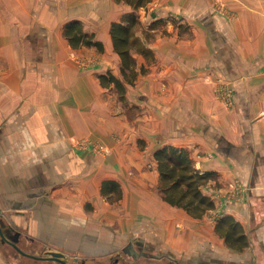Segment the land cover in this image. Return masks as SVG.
<instances>
[{
  "label": "crops",
  "instance_id": "crops-1",
  "mask_svg": "<svg viewBox=\"0 0 264 264\" xmlns=\"http://www.w3.org/2000/svg\"><path fill=\"white\" fill-rule=\"evenodd\" d=\"M133 10L124 0H0V264L34 259L38 243L94 250L138 235L185 258L222 215L241 222L246 252L264 262V0L139 7L129 83L111 26ZM77 20L92 45L66 35ZM109 74L126 100L102 82ZM164 145L212 174L203 190L216 208L203 219L161 197L154 153ZM137 222L154 225L124 239ZM207 246L187 258L246 253L225 239Z\"/></svg>",
  "mask_w": 264,
  "mask_h": 264
},
{
  "label": "trees",
  "instance_id": "trees-1",
  "mask_svg": "<svg viewBox=\"0 0 264 264\" xmlns=\"http://www.w3.org/2000/svg\"><path fill=\"white\" fill-rule=\"evenodd\" d=\"M124 1L133 6L134 10L123 14L120 21L112 24L111 35L114 50L121 57L122 77L125 81L133 83L137 78L136 62L131 52L138 43V38L134 34V28L139 22L136 10L151 0ZM66 35L74 46H78L81 41L87 45H92L94 42L92 38H83L85 36L83 26L78 20L67 24ZM138 52H142L141 45L138 47ZM102 82L107 85L115 84L121 99L126 100L124 97L126 86L119 78L109 74L102 77ZM154 157L158 162L160 176L158 189L168 204L184 209L196 219H202L208 211L216 208L212 197L203 190V186L212 174L203 173L195 167L190 151L174 145H164L155 151ZM217 221L216 232L225 239L231 249L244 252L250 247V238L239 220H235L230 215H222Z\"/></svg>",
  "mask_w": 264,
  "mask_h": 264
},
{
  "label": "flooded vegetation",
  "instance_id": "flooded-vegetation-1",
  "mask_svg": "<svg viewBox=\"0 0 264 264\" xmlns=\"http://www.w3.org/2000/svg\"><path fill=\"white\" fill-rule=\"evenodd\" d=\"M131 240L128 241L131 244L124 243L122 247L106 246L94 250L84 249L76 243H38L40 252L33 256L35 260H45L50 264H146L148 259L155 261L149 264H182L161 254L156 248L149 247V238L138 235ZM100 251L105 252L99 253Z\"/></svg>",
  "mask_w": 264,
  "mask_h": 264
},
{
  "label": "rangeland",
  "instance_id": "rangeland-1",
  "mask_svg": "<svg viewBox=\"0 0 264 264\" xmlns=\"http://www.w3.org/2000/svg\"><path fill=\"white\" fill-rule=\"evenodd\" d=\"M119 93V92H118ZM125 97V96H124ZM130 113V111L128 110V114ZM100 151H102V149L100 148ZM108 150L106 149L105 150V152H107ZM160 194H161V197L163 198V195H162V192L160 191ZM120 198H122V197H120L119 195H117L116 197H115V199H116V201H119L120 200ZM114 202H115V200H113ZM172 211H174V212H176V213H178L179 215H182L183 213V211L181 210V208H175V209H171ZM176 210V211H175ZM203 219V218H202ZM152 225H154V223H150V222H144V223H140V222H137L135 225H133L132 227H129V229H130V231L129 232H127V233H125V235L127 236L126 238H124V239H127V240H129V238L132 236V235H135L136 233L138 234V231L137 230H140V229H143V228H150V227H152ZM195 226H196V228L197 229H203V228H205V227H202V222H196L195 221ZM215 229L216 228H214L212 231H213V236H214V238H210V239H208L209 241H207V243H209V246H207V248H209V247H211V246H217V244H219L221 241H223L224 239H223V237L222 238H220V236H218V234L216 233H214L215 232ZM126 231V230H125ZM135 231H137L136 233H135ZM197 239H199V238H197ZM203 238H200L199 240H195V241H200V242H203ZM205 241V240H204ZM206 243V244H207ZM191 244L192 245H190L191 247H190V251H185V252H181L182 254H184L185 256L184 257H188V255L190 254L189 252H197V251H204L205 250V245L204 244H202V245H199V246H197V242H196V246L194 245V241L193 240H191ZM251 247V246H250ZM249 247V248H250ZM206 248V249H207ZM249 248H247V249H249ZM224 249L226 250V252H227V254L228 255H233L234 254V251H232L231 249H229L228 247H225L224 246ZM246 249V250H247ZM246 250H245V252H246ZM39 251V250H38ZM40 252V251H39ZM22 258L24 257L25 258V260L23 261V260H21V262L19 263H17V264H50L49 262H46L45 260H40V259H33V258H30V257H27V256H21ZM21 259V258H20ZM166 261V260H165ZM150 262H155V261H151V260H149L148 259V262H146V264H149ZM259 264H264V262H262V261H260L259 262Z\"/></svg>",
  "mask_w": 264,
  "mask_h": 264
},
{
  "label": "water",
  "instance_id": "water-1",
  "mask_svg": "<svg viewBox=\"0 0 264 264\" xmlns=\"http://www.w3.org/2000/svg\"><path fill=\"white\" fill-rule=\"evenodd\" d=\"M0 235H1V237L5 238L4 233H3V226L1 225V222H0ZM151 239H152V241H155L153 238H151ZM73 243L80 244L82 246V248H84V249L87 248L88 250H90V248L88 247V242L86 240L79 241V242L73 241ZM13 244L16 248L19 249V247L15 243H13ZM102 244L103 243H99L98 247L103 248ZM129 244H131V243H129ZM123 245L124 244L122 242H118V241H115L114 243L112 242L113 247H122ZM159 251L161 254L167 255V256L173 258L174 260H177L178 262H180L182 264H256V260H255L256 257H255V255H253V251H247L244 255L230 256L229 258L223 257V259L222 258L221 259L220 258H216V259L215 258L214 259L207 258L206 259L205 257H192V258L188 259V258H180L178 256L173 255L172 253L162 251L161 248L159 249ZM20 252H23L25 255H28L26 252H24L22 250H20ZM102 252H105V251H100L99 253H102ZM53 255L55 256L56 253H53Z\"/></svg>",
  "mask_w": 264,
  "mask_h": 264
}]
</instances>
